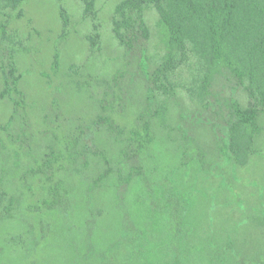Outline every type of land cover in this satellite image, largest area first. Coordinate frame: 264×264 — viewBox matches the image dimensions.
Instances as JSON below:
<instances>
[{
	"label": "rangeland",
	"instance_id": "374dc122",
	"mask_svg": "<svg viewBox=\"0 0 264 264\" xmlns=\"http://www.w3.org/2000/svg\"><path fill=\"white\" fill-rule=\"evenodd\" d=\"M120 1L94 0L90 15L84 0H24L20 18L17 11L0 12L10 37L5 40L0 27V93L3 69L12 68L24 101L16 111L8 97L0 99V188L18 186L25 195L30 186L37 191L30 172L47 151L43 137L49 133L59 131L62 142L85 153L65 162L68 169L60 178L69 181L77 204L63 217L50 218L52 230L42 231L38 219L47 222V211L33 213L36 228L18 220L30 217L27 201L37 204L38 191L9 212L0 205V264H122L128 250L124 211L142 214L139 203L132 205L137 187H128L117 173L121 135L110 134L101 120L112 117L127 129L139 109L155 115L146 174L158 178L155 195L167 191L168 198L176 190L186 199L187 223L198 239L192 245L202 256L194 264H264V114L250 160L240 165L230 152L227 121L232 104L246 105L248 97L244 84L222 64L212 69L206 104L184 86L194 60L174 77L175 93L162 95L161 103L146 100L143 65L126 53L113 31ZM146 19L152 32L146 57L153 67L170 34L154 8ZM106 161L116 170L111 179L118 190L106 187L109 180H97L109 167ZM27 243L33 244L29 256Z\"/></svg>",
	"mask_w": 264,
	"mask_h": 264
},
{
	"label": "trees",
	"instance_id": "16d2710c",
	"mask_svg": "<svg viewBox=\"0 0 264 264\" xmlns=\"http://www.w3.org/2000/svg\"><path fill=\"white\" fill-rule=\"evenodd\" d=\"M23 2L24 0H0V12L17 11L16 17L20 18L23 14ZM84 2L87 13L92 14L94 0ZM151 8L158 12L161 23L170 34L164 54L154 62L153 67L148 65L146 57L152 35L146 13ZM112 23L115 36L126 53L139 57L143 65L147 82L144 94L150 103L157 102L162 95L175 93L174 77L192 60L194 63L189 65L190 83L184 86L190 97L197 96V100L203 104L207 102V86L216 64H222L244 84L248 102L246 105L238 101L232 104L227 125L230 152L238 164L246 165L251 157L258 120L264 114V0H121L116 5ZM7 24L3 22L0 27L5 40H10ZM12 51L15 53L17 50ZM3 70L5 87L0 93V99L8 97L18 111L19 107H24L22 91L18 87L20 77L15 75L12 68ZM118 99L122 97L119 96ZM122 100L126 103L125 99ZM122 100L119 105H122ZM155 114L162 116L159 109ZM154 117V114H146L143 109H139L136 121L127 129H121L112 117L101 120L110 134L121 135V167L117 173L128 187H137L132 205L139 203L138 208L142 214L138 218L127 209L124 211L128 250L122 264H139L141 259L146 264H194L202 256L197 257L192 245L198 239L187 223L186 199L174 189L168 198L165 196L167 191L162 196L155 195L154 186L158 178L146 174L145 153L152 149L155 142ZM56 133L59 131L43 137L47 142L45 153L39 154L37 150H33L40 155L36 168L30 172L33 183L38 184L36 190L39 197L36 202L39 205H31L27 201L25 211L28 209L32 213L30 217L23 215L24 218L21 214L23 219H18L19 222L29 223L36 228V220L31 221L36 219L33 213L47 211V222L38 217L42 231L47 226L52 230L54 224L50 220L58 215L63 217L68 208L72 209L77 204L68 190L69 181L60 176L68 169L66 161L74 155L85 154L83 149H74L75 143L62 142ZM28 147L31 148L30 143ZM37 158L35 156L34 161ZM106 163L109 167L99 173L97 180L104 181L105 184L109 180L111 184L106 187L118 190L120 186L111 179L116 170L111 163ZM37 191L30 186L29 193L25 195L18 186L4 188L3 185L0 188L3 212L13 210V206L23 197L27 200L31 196L36 197ZM18 210L23 212L21 206ZM90 221L91 218L88 222ZM157 224L159 227L156 231ZM91 229L89 225L88 230ZM89 243L93 244V241ZM26 246L29 256L33 244L27 243Z\"/></svg>",
	"mask_w": 264,
	"mask_h": 264
}]
</instances>
